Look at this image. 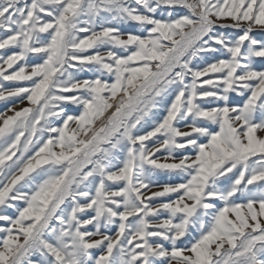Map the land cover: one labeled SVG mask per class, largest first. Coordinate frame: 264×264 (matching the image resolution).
<instances>
[{
  "label": "snow or ice",
  "instance_id": "6c2138e0",
  "mask_svg": "<svg viewBox=\"0 0 264 264\" xmlns=\"http://www.w3.org/2000/svg\"><path fill=\"white\" fill-rule=\"evenodd\" d=\"M0 102V264H264V0H0Z\"/></svg>",
  "mask_w": 264,
  "mask_h": 264
},
{
  "label": "rangeland",
  "instance_id": "374dc122",
  "mask_svg": "<svg viewBox=\"0 0 264 264\" xmlns=\"http://www.w3.org/2000/svg\"><path fill=\"white\" fill-rule=\"evenodd\" d=\"M122 30L125 31V32H136L137 31L135 25L123 26ZM81 35H83V34H81ZM254 35H256L257 38H261V33L259 31L254 32ZM35 62H37V61L31 60V59L29 61V63H35ZM257 66L259 67L261 65L258 64ZM84 75L85 76H89L91 74L90 73H85ZM234 102L235 103H241L242 102V98H237ZM12 103L13 102H7V103L6 102H0V113L4 112L8 107L12 106ZM27 106H28L27 103L17 104L16 105V110L19 111L21 108L27 107ZM70 111L76 112V111H78V109H70ZM162 114L163 113H161V115ZM8 115H12V113L9 112ZM97 126H99V125H97ZM150 126H151L150 123L148 125H146V129L145 130H147V128L150 127ZM259 135H264V133H259ZM21 143H23V138H22ZM0 147H3V142L2 141H0ZM17 155H19V153H17ZM13 159H15V157ZM166 180H167V177H165V176H161L160 177V181L161 182H165ZM25 191H27V189H25ZM18 206L22 207L23 205H22V203H18ZM8 214L13 216V217H15V215H16L14 210H9ZM2 223H4V222H0V224H2ZM114 232H115V229L113 228L112 234H114ZM2 236H3V234L0 233V237H2ZM96 254H97V251L93 250V255H96ZM31 259L34 260V261H39V260H41V257L39 256V254H36V255H33L31 257Z\"/></svg>",
  "mask_w": 264,
  "mask_h": 264
}]
</instances>
